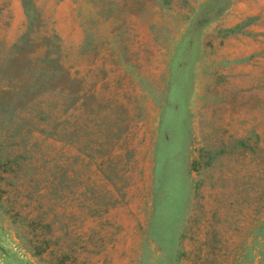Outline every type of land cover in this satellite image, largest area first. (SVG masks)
Returning a JSON list of instances; mask_svg holds the SVG:
<instances>
[{
  "label": "rangeland",
  "instance_id": "obj_1",
  "mask_svg": "<svg viewBox=\"0 0 264 264\" xmlns=\"http://www.w3.org/2000/svg\"><path fill=\"white\" fill-rule=\"evenodd\" d=\"M7 147L0 264H264V0H0Z\"/></svg>",
  "mask_w": 264,
  "mask_h": 264
},
{
  "label": "trees",
  "instance_id": "obj_2",
  "mask_svg": "<svg viewBox=\"0 0 264 264\" xmlns=\"http://www.w3.org/2000/svg\"><path fill=\"white\" fill-rule=\"evenodd\" d=\"M28 114H18V112L14 113V116L12 115V123L13 125H18L16 127V131H19L21 129L20 135H18V138H20L21 142L25 144L26 142L25 139L27 138L28 135L32 134V129L30 127L38 128V130L42 131L44 134H51V127L53 124L48 122L46 116L44 113H40L37 111H32L30 109L27 110ZM6 119H10V115L6 117ZM8 124L5 125L6 129L9 130V122ZM5 124V123H4ZM14 127V126H13ZM11 127V129L13 128ZM20 127V128H19ZM8 136H11V132L8 133ZM11 148V147H10ZM5 148L3 153H0V179L3 178L4 180L8 179L5 178V174L9 173L11 175L16 173V170L20 167V163L18 161L19 154L16 153L15 148ZM219 151V150H218ZM7 175V174H6ZM262 251H261V260L264 263V239L262 240Z\"/></svg>",
  "mask_w": 264,
  "mask_h": 264
}]
</instances>
